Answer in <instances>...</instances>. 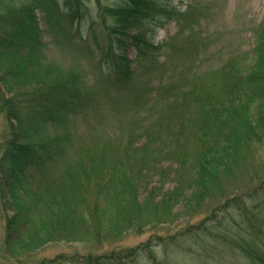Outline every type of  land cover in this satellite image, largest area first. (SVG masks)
<instances>
[{
  "label": "trees",
  "instance_id": "16d2710c",
  "mask_svg": "<svg viewBox=\"0 0 264 264\" xmlns=\"http://www.w3.org/2000/svg\"><path fill=\"white\" fill-rule=\"evenodd\" d=\"M172 1L95 0L89 38L104 70L87 88L76 69L49 61L37 17L41 12L53 32H61L84 22V0H0V117L7 123L0 143V246L11 258L21 262L53 241L118 243L128 231L170 221L185 209L195 215L219 200L176 236H153L154 244L85 256L83 263L140 264L145 257L163 264L152 257L157 247L167 251L171 241L185 246L190 240L207 257L235 251L245 264H264V176L248 187L230 181L232 168L264 139V26L245 72L223 65V100L200 94L185 70L152 87L153 55L161 45L148 38L149 26L180 21L189 12ZM130 48L135 59H149L132 66ZM118 101L135 109L151 103L155 122L138 124L118 145L100 146L80 132L79 122L87 127L95 121L91 115ZM192 140L197 148L180 153ZM166 151L176 156L169 167H176L173 186L161 192L149 187L150 170L164 176L153 158ZM179 204L183 210L174 211Z\"/></svg>",
  "mask_w": 264,
  "mask_h": 264
},
{
  "label": "rangeland",
  "instance_id": "374dc122",
  "mask_svg": "<svg viewBox=\"0 0 264 264\" xmlns=\"http://www.w3.org/2000/svg\"><path fill=\"white\" fill-rule=\"evenodd\" d=\"M109 1L104 0V2ZM84 2L85 7L88 8V15L84 22L76 24L72 28L63 29L61 32H53L55 30L46 24L41 12H37V17L45 43L43 51L49 61L64 68L76 69L81 73L88 88L93 87L92 85L102 77L104 69L97 54L95 55L92 51L93 44L89 38V24L96 19L95 0H84ZM172 4L182 10L188 7L189 12L186 16H182L180 21L170 20V22L150 24L148 38L155 44L161 45L159 52L153 55V59L156 60V70L154 68L150 74L151 86L156 87L161 82L165 83L172 78H177L181 72L185 73L186 71V75L192 78L193 82L196 81L200 94L205 95L209 92L217 100H223L226 94V83H228L224 64L231 63L235 69L243 73L253 63L255 39L258 30L264 26V0H173ZM94 25L96 30H101L98 20ZM127 55L133 60L132 66H136L137 61L138 64H142L146 63L143 59H149L145 55L135 59L136 51L133 48L127 51ZM93 89L102 93V88L99 85ZM129 89L130 86L124 90L128 91ZM148 96L152 97L153 92ZM187 98L190 100L193 97L189 95L182 100L185 101ZM135 108L136 106L130 103L119 101L116 104L109 103L106 108H102L97 116H90V119H94L96 122L88 121L87 127L84 122H79L80 132L85 131L87 136L95 137L96 143L100 146L102 143L118 145L122 136L139 127L138 124L144 126L147 124L145 121L148 120L150 123L151 119L154 123L156 120V113L155 110H152L151 103L142 109ZM194 108L195 106L191 105L188 108V113L193 112ZM6 129L7 123L3 117H0V143ZM194 148H197V144L192 140L187 146L179 148V152L187 150L186 153L189 154ZM175 151L174 148L173 152ZM168 153L170 152L166 151V153H161L153 158V162H158V165L163 169V177H159L155 169L150 170L152 174L150 179L153 180V183L149 187L156 185V190L161 192H165L166 189L173 186V182L170 180L174 179L176 166L175 164L171 166V170L169 164L170 161L171 163L175 161L176 156L174 154L167 156ZM113 156V151L108 153L110 159ZM242 157V160L230 171L233 176V180L230 181L236 183L233 186L244 184L245 187H248L252 183L249 182L250 180L254 181L257 177L264 176V139ZM218 202L206 203L203 210L195 215H186L188 211L185 209L183 214L175 215L173 213L170 215V221L151 223L141 232L128 231L118 243L96 244L88 239L84 241H53L36 249L21 262L3 252L0 246V264H84L85 256L97 259V256L108 255V253L117 252L121 248L135 247L145 242L154 244L153 236L161 238L176 236L185 226L203 217ZM176 210L182 211L183 206L177 205L174 208V211ZM1 225L0 217V237ZM186 243L188 244L185 246H177L171 241L167 251L157 247L152 257H156L157 261H162L163 264H245L243 257L235 251L230 252L231 254L224 253L222 256H218L219 253H212L207 257L200 253V249L192 241L188 240ZM153 262L154 259L151 261L145 257L140 259V264H153ZM108 264H115V262Z\"/></svg>",
  "mask_w": 264,
  "mask_h": 264
}]
</instances>
